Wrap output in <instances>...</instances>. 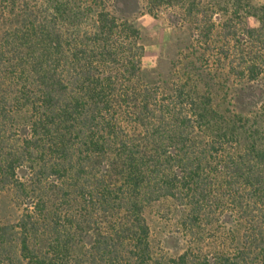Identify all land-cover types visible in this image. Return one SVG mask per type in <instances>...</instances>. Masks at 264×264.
<instances>
[{
    "label": "trees",
    "instance_id": "1",
    "mask_svg": "<svg viewBox=\"0 0 264 264\" xmlns=\"http://www.w3.org/2000/svg\"><path fill=\"white\" fill-rule=\"evenodd\" d=\"M115 1L0 0V188L20 209L0 264H264V113L221 110L179 77L145 83ZM145 1L193 20L239 92L255 88L264 5L217 24L216 0ZM162 199L186 210L176 255L152 245L145 210Z\"/></svg>",
    "mask_w": 264,
    "mask_h": 264
},
{
    "label": "rangeland",
    "instance_id": "2",
    "mask_svg": "<svg viewBox=\"0 0 264 264\" xmlns=\"http://www.w3.org/2000/svg\"><path fill=\"white\" fill-rule=\"evenodd\" d=\"M216 1L218 10L214 19L217 24L226 9L229 13L236 10L245 13L253 5H264V0ZM112 9L119 18L133 22L141 32L145 48L142 66L145 83L170 82L179 77L200 96L210 89L214 105L221 110L237 106L264 113V73L252 91L239 92L244 82L230 75L227 67L207 51L204 38L194 36L193 20H178L181 11L162 8L153 15L147 11L145 0H116ZM245 19L250 27L258 26L256 18L245 16ZM218 36L216 31L212 43L219 41ZM19 213L11 192L0 188V225L14 222ZM185 215L186 210L171 199H162L146 208L151 241L157 252L176 255L184 251L189 243L183 227Z\"/></svg>",
    "mask_w": 264,
    "mask_h": 264
}]
</instances>
